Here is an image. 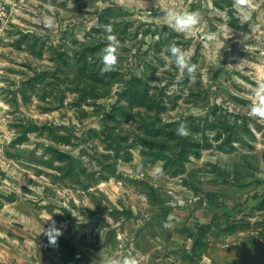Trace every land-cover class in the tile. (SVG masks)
<instances>
[{
  "label": "rangeland",
  "instance_id": "374dc122",
  "mask_svg": "<svg viewBox=\"0 0 264 264\" xmlns=\"http://www.w3.org/2000/svg\"><path fill=\"white\" fill-rule=\"evenodd\" d=\"M8 1L0 264H264V0ZM166 8L201 22L177 31ZM108 23L121 43L104 71Z\"/></svg>",
  "mask_w": 264,
  "mask_h": 264
},
{
  "label": "clouds",
  "instance_id": "9594fccd",
  "mask_svg": "<svg viewBox=\"0 0 264 264\" xmlns=\"http://www.w3.org/2000/svg\"><path fill=\"white\" fill-rule=\"evenodd\" d=\"M161 11L162 15H160L159 19L177 31L187 32L197 27L201 22V12L198 9L193 10L184 8L177 10L175 8H166ZM56 22V17L54 15L44 16V23L46 26L53 27ZM102 27L107 32L106 38L109 41V43L105 46L103 57L105 61L103 70L108 71L118 59V50L121 42L114 31V26L111 23L104 24ZM212 35L214 34H209L210 37ZM169 53L170 55H167L166 59L173 60L181 73L187 71V73L192 74L195 71L197 65L192 62L188 49L184 48L182 45L173 43L169 46ZM256 95L261 98V102L260 104L252 105L253 112L264 110V83H260L258 85ZM176 131L178 135H188L190 132L188 122L182 120L177 126ZM43 232H46L49 241L55 245L57 244L60 235H62L63 229L57 225L55 220H52V223L48 224L47 228H44ZM139 255V253L126 255L116 253L104 259L101 264H139ZM93 264H96V260Z\"/></svg>",
  "mask_w": 264,
  "mask_h": 264
},
{
  "label": "built area",
  "instance_id": "2783aa9c",
  "mask_svg": "<svg viewBox=\"0 0 264 264\" xmlns=\"http://www.w3.org/2000/svg\"><path fill=\"white\" fill-rule=\"evenodd\" d=\"M9 1L8 0H0V28L4 23V18L9 15Z\"/></svg>",
  "mask_w": 264,
  "mask_h": 264
}]
</instances>
